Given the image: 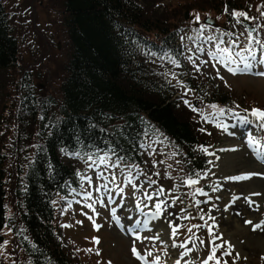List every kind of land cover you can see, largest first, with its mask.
<instances>
[{"label": "rangeland", "instance_id": "obj_1", "mask_svg": "<svg viewBox=\"0 0 264 264\" xmlns=\"http://www.w3.org/2000/svg\"><path fill=\"white\" fill-rule=\"evenodd\" d=\"M217 1L220 4L215 8L212 3ZM62 2L0 0L17 48L15 69L0 75L3 205L9 219L0 231L3 239L0 264H27L17 238L24 232L19 230V206L14 194V186L18 187L21 182V175L15 170L14 147L20 145L16 138L15 114L23 73L26 81L22 79V85L26 86L28 82L30 87L25 89L32 92L38 103L47 104L49 98L58 100L60 97L59 85L65 76L63 67L68 58L66 39L58 22L62 16ZM194 2H206L208 8L200 12L193 10V14L189 12L183 18V6L193 8ZM139 3L149 14L156 13L161 17L175 14L174 19L185 20L178 38L180 57L175 63L166 58L154 59L149 65L152 71L157 69L158 75L174 89V100L179 99L178 118L189 119L199 134V152L205 156L207 170L193 178L198 183L189 186L187 181L191 177L181 163V156L166 142L149 139L144 140L141 165L136 168H121L105 157L91 163L76 160L75 168L84 170L85 174L79 179L81 188L71 197L73 204L62 202L59 207L60 198L54 202L59 214L56 223L65 239L66 251L77 264H157V261L158 264H176L177 260L182 262L181 257L185 259L183 264H205L206 261L207 264L218 261L219 264H264V220L250 219V224H242L247 214L258 213L257 200L264 199V166L261 168V161L257 159L259 162L255 163L248 157L244 143L248 140V146L257 158L264 154V121L253 116L249 120L248 117L253 109L264 110V76L255 75L254 70L233 75L227 67L208 56L209 51H216L215 44L222 38L225 43L220 45L221 48L228 46L233 53H240L239 57H233L230 67L242 68L245 59L252 67L258 61H264V0H140ZM164 10L167 13H163ZM236 12L244 13L250 19L237 18ZM208 18L214 26L204 23ZM247 27L251 32L246 31ZM249 33L253 41L261 43L250 45ZM170 66L175 70L170 72ZM189 82L193 88L186 86ZM204 82L209 85V92L215 91V96H224L226 101L223 104L207 102L205 93L194 89L195 86H206ZM219 109L224 110L223 115L219 114ZM235 118L247 119L251 126L249 124L247 130L242 127L241 131L236 128L230 131ZM260 130L262 134L252 133ZM255 141L259 142L258 150L253 147ZM35 143L36 137L31 134L29 142L22 147L28 158ZM246 163L258 164L261 172H255L254 167L252 170H248V166L241 168L240 164ZM248 173L262 175L241 181L230 179ZM250 183L258 192L251 193L245 202L243 196L247 198V193L244 192ZM132 203L139 204L147 212L148 223L143 232L129 231V224L138 219L132 211ZM156 204H161L159 215H156ZM234 217L242 228H230ZM158 223L163 225L162 232L172 244L159 239L155 232ZM137 236L140 239H136ZM175 246L179 252L174 261L172 248ZM133 248L142 259L133 254ZM214 248V258L209 260ZM226 252L230 255H225Z\"/></svg>", "mask_w": 264, "mask_h": 264}, {"label": "trees", "instance_id": "obj_2", "mask_svg": "<svg viewBox=\"0 0 264 264\" xmlns=\"http://www.w3.org/2000/svg\"><path fill=\"white\" fill-rule=\"evenodd\" d=\"M62 1L58 22L68 58L60 97L38 103L25 89L30 87L28 82L22 85L23 73L15 114L20 143L14 147L15 170L21 182L14 186V194L19 230L24 232L17 238L27 264H77L66 251L54 208L57 199L81 187L79 179L85 173L75 168L76 160L91 163L105 157L121 168L139 167L144 140L149 139L169 144L192 179L207 165L199 152V134L189 119L177 116L179 99L174 100V89L149 65L154 59L173 62L180 57L178 38L185 20L174 19L175 14H149L140 0ZM218 2L212 6L216 8ZM206 7V2L183 6L181 16ZM16 50L0 4V75L15 69ZM169 70L175 69L170 66ZM205 85L194 89L205 93L207 102L226 101ZM186 86L193 88L190 82ZM31 134L36 143L28 158L22 147ZM2 159L0 150V231L9 220L3 205ZM2 240L0 236V244Z\"/></svg>", "mask_w": 264, "mask_h": 264}, {"label": "snow or ice", "instance_id": "obj_3", "mask_svg": "<svg viewBox=\"0 0 264 264\" xmlns=\"http://www.w3.org/2000/svg\"><path fill=\"white\" fill-rule=\"evenodd\" d=\"M234 16L239 18V17H244V19H250L249 17L246 16V14L244 13H241V12H236L234 13ZM197 21H199V17L197 16ZM237 22L239 23V19H237ZM249 36H250V39H249V44L251 45L252 43H256V44H260L261 42L256 40V41H253L251 39V33H249ZM212 38L209 37V41H211ZM225 42L223 41V39H219V43L215 44V48H216V51L215 52H212V51H209L208 52V56L211 60H214L216 61L217 63H221L223 64L225 67L228 68V71L231 72L233 75H236L238 73H245V72H251L252 70V64L249 62V60L245 59L243 61V67L240 68V67H236V68H232L230 67L229 65L231 63L234 62V59L233 57H239L240 56V53L239 52H236V53H233L231 51V48L228 47V46H225L223 48L220 47L221 44H224ZM233 46H235V42L233 41L232 42ZM200 51H203V49H200ZM251 59H255V56L252 55L251 56ZM173 63H175V61H173ZM206 63V61H205ZM260 63H264V61H260ZM178 66V65H177ZM199 70V69H197ZM255 75H259V76H264V72H256L254 73ZM222 79V77H221ZM211 107L213 108H216L217 106L216 105H212ZM193 111H196L195 108L192 109ZM219 114L220 115H223L224 114V110L223 109H219ZM234 115H239L238 113H234ZM251 115L253 117H255L257 120L259 121H264V110H259V109H253L252 112H251ZM204 151H206V149H204ZM101 163H104L103 160H101ZM230 179H233V180H237V181H241V180H247L249 179V176H246V175H241V176H236V177H231ZM129 183H131V180H129ZM198 183V180H195V179H192V178H189L188 181H187V184L189 186H192L194 184ZM161 192H163V189L160 190ZM201 194H203L201 192ZM156 208H157V213L156 215H159V212H160V209H161V204H156ZM113 216L115 218V213L113 212ZM117 222H119L117 220ZM139 221H137V225H139ZM250 223V222H249ZM257 227H259V225H257ZM129 231H132V229H129ZM173 234H175V229H173ZM136 239H140L139 236L136 237ZM97 243H99V241H97ZM133 251V254L137 256L138 259H142L139 254L136 252V249L133 248L132 249ZM229 253H225V255H227ZM214 255H215V248L213 249V255L212 256H209L208 259L211 260L214 258ZM157 264H158V261H157ZM176 264H180V261L177 260L176 261ZM205 264H207V261L205 262ZM217 264H219V261L217 262Z\"/></svg>", "mask_w": 264, "mask_h": 264}, {"label": "bare ground", "instance_id": "obj_4", "mask_svg": "<svg viewBox=\"0 0 264 264\" xmlns=\"http://www.w3.org/2000/svg\"><path fill=\"white\" fill-rule=\"evenodd\" d=\"M252 142H254V139L252 140ZM257 146H259V142H257V141H255V144L253 145V147H257ZM258 148L259 147H257V150H258ZM263 150H264V147H263ZM262 150V151H263ZM241 165V168H246L247 166V169L248 170H252V168L254 167L255 168V172H258V173H260L261 172V170H260V168H259V165L258 164H255V163H253V166H252V164H250V163H246L245 165L244 164H240ZM251 182V181H250ZM254 186L252 185V183H250L249 184V187L248 188H246V191L244 192L245 194H246V196H247V199H249L250 198V195H251V193L252 194H257V192H258V190H255L254 188H253ZM253 200V199H252ZM254 201H256L255 199H254ZM258 202H259V204H258V206H256L257 208L259 207V211H258V213H256V214H252V213H250V214H247L246 216L247 217H245L244 219H242L243 220V222H242V224H248L249 222H251L252 220L253 221H258V220H264V204H263V202H264V199H260V200H257ZM256 201V202H257ZM235 218V217H234ZM249 219V220H248ZM250 219H251V221H250ZM231 220H233L232 222H230V228L231 229H233V230H236L237 229V227L238 228H242V226L239 224V226H238V224L236 223V222H238V220L235 218V219H231ZM163 225L162 224H157L156 225V230H155V232H156V234H157V236L159 237V239L162 241V239H164V240H168L167 239V234H163ZM172 240H168V243H171L172 244V242H171ZM174 241V240H173ZM233 242V241H232ZM238 247L236 246V249H237ZM172 250H173V254H174V261H175V259H176V256L178 255L177 253L179 252H177V248H176V246L175 247H173L172 248ZM239 250H241V248L239 249ZM181 253V252H180ZM181 256V255H180ZM185 260V259H184ZM173 261V262H174ZM185 263V262H184Z\"/></svg>", "mask_w": 264, "mask_h": 264}, {"label": "water", "instance_id": "obj_5", "mask_svg": "<svg viewBox=\"0 0 264 264\" xmlns=\"http://www.w3.org/2000/svg\"><path fill=\"white\" fill-rule=\"evenodd\" d=\"M204 23L205 24H209V25H211V26H214V23H213V21L211 20V19H205V21H204ZM248 28V27H247ZM248 30V32H251V30L250 29H247Z\"/></svg>", "mask_w": 264, "mask_h": 264}]
</instances>
